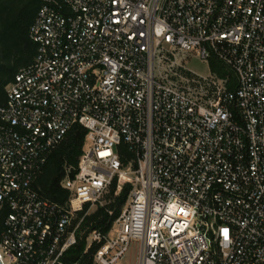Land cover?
I'll return each instance as SVG.
<instances>
[{
	"label": "built area",
	"instance_id": "2783aa9c",
	"mask_svg": "<svg viewBox=\"0 0 264 264\" xmlns=\"http://www.w3.org/2000/svg\"><path fill=\"white\" fill-rule=\"evenodd\" d=\"M29 35L0 107V264H66L76 215L114 184L128 199L114 238H87L92 264L133 241L138 264H264V0H41ZM77 125L60 206L34 184Z\"/></svg>",
	"mask_w": 264,
	"mask_h": 264
},
{
	"label": "trees",
	"instance_id": "16d2710c",
	"mask_svg": "<svg viewBox=\"0 0 264 264\" xmlns=\"http://www.w3.org/2000/svg\"><path fill=\"white\" fill-rule=\"evenodd\" d=\"M41 8V0H0V107L6 103V88L13 82L15 75L34 60L37 46L30 39V29ZM211 70L220 78L228 72L216 60H212ZM231 79L234 77L230 74ZM87 130L75 126L65 140L50 156L47 164L35 181L34 188L44 198L65 206L69 200L68 191L62 187L68 167H78L86 143ZM116 185L111 187L109 197H114ZM129 189L124 190L117 202L99 207L92 214H87L89 205L76 215L74 223L81 222L78 245L70 254L80 257L79 264H92L98 248L93 245L87 253V238L93 231L107 233L121 213ZM113 212V213H112ZM112 213V215H110ZM81 232L84 234L81 236Z\"/></svg>",
	"mask_w": 264,
	"mask_h": 264
},
{
	"label": "rangeland",
	"instance_id": "374dc122",
	"mask_svg": "<svg viewBox=\"0 0 264 264\" xmlns=\"http://www.w3.org/2000/svg\"><path fill=\"white\" fill-rule=\"evenodd\" d=\"M176 61L178 63L184 65L185 67H187L188 69H190L194 73L200 74V75L209 74V72L211 70V65H212V61H202L198 57H196L195 54H193V53H178L176 55ZM117 197L118 196H115V195H114V197H109V193L106 194L102 198V200L100 201L99 204H97L96 206H93L89 211H87V214H92L99 207H104L107 204L117 202L118 201ZM127 199H128V196H127ZM125 206H126V202L124 205H122L121 212H122V210H124ZM112 213H110V215H112ZM116 233L117 232L115 229V221H114L112 226H111V233H110L111 236L110 237L114 238L116 236ZM80 234L82 236L84 234V232H81ZM89 237L90 236H88V238ZM139 254H140V243L137 241H133L130 243L125 256L123 257V259L118 264H138Z\"/></svg>",
	"mask_w": 264,
	"mask_h": 264
},
{
	"label": "water",
	"instance_id": "95a60500",
	"mask_svg": "<svg viewBox=\"0 0 264 264\" xmlns=\"http://www.w3.org/2000/svg\"><path fill=\"white\" fill-rule=\"evenodd\" d=\"M79 260V256L77 255H69L64 258V262L66 264H75Z\"/></svg>",
	"mask_w": 264,
	"mask_h": 264
}]
</instances>
